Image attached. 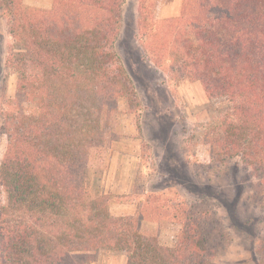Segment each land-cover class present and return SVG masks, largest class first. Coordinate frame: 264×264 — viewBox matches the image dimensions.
I'll list each match as a JSON object with an SVG mask.
<instances>
[{
  "label": "trees",
  "instance_id": "1",
  "mask_svg": "<svg viewBox=\"0 0 264 264\" xmlns=\"http://www.w3.org/2000/svg\"><path fill=\"white\" fill-rule=\"evenodd\" d=\"M137 1L146 60L226 104L206 135L211 158H240L264 205V0H183L178 15L161 19L156 0ZM124 2L52 0L44 9L0 0L5 66L17 74L15 96L0 109V264H90L102 250L123 251L125 264H216L226 235L215 204L166 207L150 195L115 215L110 196L90 189L91 153L106 142L119 100L138 105L115 49ZM145 219L178 221L177 242L144 233ZM253 252L264 264V228Z\"/></svg>",
  "mask_w": 264,
  "mask_h": 264
},
{
  "label": "rangeland",
  "instance_id": "2",
  "mask_svg": "<svg viewBox=\"0 0 264 264\" xmlns=\"http://www.w3.org/2000/svg\"><path fill=\"white\" fill-rule=\"evenodd\" d=\"M183 0H156L157 19L176 16ZM48 9L52 0H23ZM138 1L125 0L116 52L138 99L134 109L126 99L110 116L106 142L91 153L88 172L92 192L110 196L115 215L134 213L148 196L164 206L205 199L216 205L225 240L216 264H255V240L264 228V205L254 196L256 179L238 157L213 162L206 135L219 121L226 104L208 98L199 81L176 79L146 60L137 41ZM6 19L0 14V109L15 96L17 74L5 66ZM7 102V103H6ZM7 108V107H6ZM7 138L0 132V162ZM6 192L0 187V204ZM141 229L173 246L181 224L172 219H145ZM123 251L102 250L90 264H125Z\"/></svg>",
  "mask_w": 264,
  "mask_h": 264
}]
</instances>
